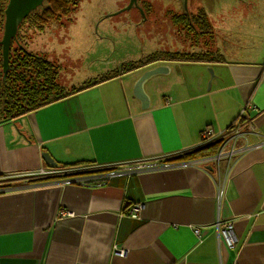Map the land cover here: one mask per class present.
Returning <instances> with one entry per match:
<instances>
[{"label":"crops","instance_id":"0c3cea01","mask_svg":"<svg viewBox=\"0 0 264 264\" xmlns=\"http://www.w3.org/2000/svg\"><path fill=\"white\" fill-rule=\"evenodd\" d=\"M246 7L249 15L207 19L211 43L207 34L190 31L196 47L179 51L216 53V61L158 59L85 88V81L120 68L123 59L84 65L69 37L63 44L57 35L64 34L65 18L29 39L38 40L34 53L60 66L57 83L77 90L0 119V264H264V0H248ZM203 10L210 13L211 7ZM121 22L135 49L132 62L161 51L149 42L145 48L138 33L146 27L143 19ZM147 23L166 26L168 34L175 26L167 17ZM46 42L59 46L57 58L48 55ZM64 50L73 68L83 64L73 80ZM156 66L165 71L142 83V102L133 93L135 82ZM237 122L241 135L229 159L217 161L208 152L167 161L197 148L206 126L218 133ZM217 143L215 151L222 142ZM42 152L57 168L70 170L69 178L150 168L87 185L64 176L27 175L51 168ZM135 204L141 207L132 218L127 213ZM216 222L232 224L233 246Z\"/></svg>","mask_w":264,"mask_h":264},{"label":"rangeland","instance_id":"374dc122","mask_svg":"<svg viewBox=\"0 0 264 264\" xmlns=\"http://www.w3.org/2000/svg\"><path fill=\"white\" fill-rule=\"evenodd\" d=\"M251 1L255 2V0ZM192 2L202 5L205 9L211 7L212 12H205L209 23H211V19L213 23H215L218 22L219 19L223 20L224 18H233V16L241 17L250 14V9L246 7L248 0H191L188 9L196 13L193 8L194 6H192ZM128 3L129 0H78L77 7L73 12L59 18L60 20L63 18L66 19H63L65 23H60V25H65V31L64 34L63 32L57 31V35L58 37L60 36V40L64 42L63 44L66 43V37L68 36V44L73 53L76 55L81 54L84 65L93 62L97 64L96 67L101 65L106 66L107 64L111 65L115 60L119 59H123L120 66H125L132 62V55L135 49L131 45L130 38L127 35V30H129V28L121 21H129L133 17L139 20L143 19L144 22H146L145 28L141 29L140 26L138 29L140 38L146 44L145 48L147 47V42L152 44L155 51L161 50V52L162 50L181 51L182 47H187V49H194L196 47L197 41L193 38L194 35L191 34L190 30L183 28L180 24L175 25L176 23H173L175 25L174 27L172 26L174 31L171 30V33L168 34L166 26H159L160 24H158V26L154 24L153 26L151 23H147L150 19H153L155 22L159 19L160 22H162L163 18L166 17L172 19L174 13L179 14L180 11L184 9L182 0H138V6H132L129 9L123 10ZM221 10V14H217V12ZM145 16L152 18L144 19ZM100 18L102 19L98 24ZM59 19L57 21H59ZM72 19L76 20L75 24L72 25L67 23L68 20ZM53 23L56 24V22H51L49 25ZM24 27H26V25L21 26L20 30H23ZM47 31L49 32V30ZM22 32L26 33L25 31ZM117 32H121V34L116 35ZM35 33H33V35ZM87 33H90L91 38H86ZM50 35L52 37V34ZM144 35H146V38ZM210 36L211 33H207L208 38H206V41L208 43H211ZM204 38L203 36V38L199 39ZM31 41L30 43L28 38L23 39L26 49L31 52H38L40 50V46L37 43L38 40L36 39V41H34L31 39ZM199 41L200 40H198V42ZM216 43H218V41H216ZM46 46L48 55L57 58L59 46L48 42H46ZM52 48L54 52L50 54L49 51ZM63 54L66 58V60H64L65 68L67 67V71L72 74L73 80L75 74L79 76L82 73L81 68L83 64L81 65L79 62L78 65L73 68L74 62L70 61L65 50ZM67 59L69 61L68 63ZM79 66H82L80 70H78ZM63 75L66 79L67 74L63 73Z\"/></svg>","mask_w":264,"mask_h":264},{"label":"trees","instance_id":"16d2710c","mask_svg":"<svg viewBox=\"0 0 264 264\" xmlns=\"http://www.w3.org/2000/svg\"><path fill=\"white\" fill-rule=\"evenodd\" d=\"M8 0H0V39L3 31L4 9ZM78 0H44L43 4L31 11L18 26L15 40L12 39L9 49V69L3 78L2 57L0 45V119H10L33 111L48 103L57 101L77 89L74 87L66 90L56 81L59 65L47 60L43 54L28 51L24 45V38H32L33 33L42 31L45 26L60 17L67 16L75 10ZM188 14V13H187ZM172 22L180 24L183 28L190 30L191 25H199L198 34L210 33V25L204 11L201 9L196 13L173 14ZM26 25L23 30L21 26ZM25 31L26 33H23ZM27 51H26V50ZM216 53L210 52H179L159 51L146 55L136 62L104 73L98 77L89 79L83 83V87H89L108 78L114 77L125 71L141 67L148 63L161 60L209 62L218 59ZM218 143L204 147H197L186 153L177 155L167 161L187 160L206 153L214 154ZM60 167V165L58 166ZM105 170V169H103ZM72 174H61L59 176H70Z\"/></svg>","mask_w":264,"mask_h":264},{"label":"built area","instance_id":"2783aa9c","mask_svg":"<svg viewBox=\"0 0 264 264\" xmlns=\"http://www.w3.org/2000/svg\"><path fill=\"white\" fill-rule=\"evenodd\" d=\"M170 100L169 97L165 98V101L168 102ZM242 127V122H237L232 124L231 126L227 127L223 131H220L218 133H214V131L210 127H205L202 129L200 133V143L198 145L199 147H204L208 146L210 144L216 143V142H222L221 145L219 146L218 150L213 154V157L218 161L222 156L227 157L229 159L232 154L236 151L235 149V142L238 137L241 135V129ZM228 143V147L225 148V145ZM226 149V150H225ZM97 167H109V166H101V165H96L94 168ZM91 167H89L90 169ZM146 168H150V166L147 165H136L134 167L130 168H113L107 170L103 175L101 176H96L95 178H80V177H75V178H69L66 177V182H72L76 181L80 184H85L87 183H99L103 182L105 179H108L111 176L118 175V174H129L132 172H136L139 170H143ZM67 172H71L70 170L63 169V168H49V169H40L37 172L33 173H28L27 175H33V176H38V177H46V176H52V175H61ZM141 205L140 204H135L132 205L130 210L128 211L127 215L135 218L139 214ZM221 226V228H220ZM216 227L218 229V232L222 234V237L226 244L228 246H233V244L236 241V236L233 232L232 224L229 222H226L224 224H220L219 222H216ZM195 233L198 234V229L194 230ZM117 254L119 255H124L125 251L124 249L117 248L116 249Z\"/></svg>","mask_w":264,"mask_h":264},{"label":"water","instance_id":"95a60500","mask_svg":"<svg viewBox=\"0 0 264 264\" xmlns=\"http://www.w3.org/2000/svg\"><path fill=\"white\" fill-rule=\"evenodd\" d=\"M44 0H8L4 9V22L3 31L0 39L1 45V57H2V73L3 78L5 77L9 69V49L12 39L15 40L18 26L21 24L23 19L29 15V13L35 10L37 7L43 4ZM184 4V9H186L187 0H182ZM138 0H129L126 7L129 9L132 6H138ZM26 50V49H25ZM27 51V50H26ZM165 71L163 66H156L145 72L138 78L135 82L133 93L142 102L146 101V95L142 88V83L151 75L161 73ZM210 71V70H209ZM211 75L212 72L210 71ZM44 162L47 166L51 168H57L58 164L52 159V157L47 152H42L41 154Z\"/></svg>","mask_w":264,"mask_h":264},{"label":"flooded vegetation","instance_id":"af4514ba","mask_svg":"<svg viewBox=\"0 0 264 264\" xmlns=\"http://www.w3.org/2000/svg\"><path fill=\"white\" fill-rule=\"evenodd\" d=\"M190 4H191V0H187L186 9L181 10L180 13H185L186 15H188L190 12L193 13L191 10L189 11V9H188V7L190 6ZM192 6H194L193 8H194V10H195L196 12H198V11L201 10V9L203 10L202 5L195 4L194 2H192ZM203 11H204V10H203ZM187 13H188V14H187ZM204 13H205V12H204ZM198 26H199V25H197V24H195V25H191V27H189V28H190V31L193 32V33H195V34H198V32H200V29H199ZM199 35H200V34H199Z\"/></svg>","mask_w":264,"mask_h":264}]
</instances>
